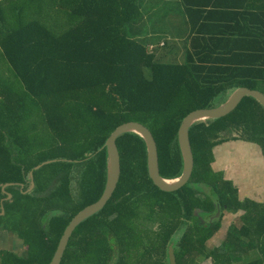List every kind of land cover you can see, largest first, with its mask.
<instances>
[{"label":"trees","instance_id":"trees-1","mask_svg":"<svg viewBox=\"0 0 264 264\" xmlns=\"http://www.w3.org/2000/svg\"><path fill=\"white\" fill-rule=\"evenodd\" d=\"M153 2L0 0V231L25 246L21 255L0 250V264L50 262L72 218L104 190V143L116 126L148 128L160 176L176 179L188 113L223 104L237 88L264 94V0H180L177 18L190 26L180 58L167 36L153 45L144 11ZM188 135L191 176L163 192L149 178L144 140L119 134L112 197L75 228L59 264H170V245L177 264H264V201L241 199L212 167L213 148L230 140L258 145L264 159L263 107L247 96ZM217 206L240 225L208 247L222 226V214L210 221Z\"/></svg>","mask_w":264,"mask_h":264},{"label":"water","instance_id":"water-1","mask_svg":"<svg viewBox=\"0 0 264 264\" xmlns=\"http://www.w3.org/2000/svg\"><path fill=\"white\" fill-rule=\"evenodd\" d=\"M250 96L254 98L256 101L260 103V105L264 109V94L257 90H251L247 87L237 88L228 99L221 105L213 108L207 109H197L190 113H188L181 121V126L178 128L179 132H177V139H179L180 144V152L182 157V170L180 173V177L176 179H164L160 176L159 167H158V155H157V146L154 140L152 133L146 128L144 125H141L137 122H125L115 127L114 130L110 132L105 140V147L107 153V174H106V182L104 190L100 196V198L83 208L79 211L69 222L64 232L59 238L57 247L53 253V256L47 264H59L62 258L63 252L67 245L68 239L75 228L85 219L94 215L98 211H100L108 200L112 197L114 188L116 186L118 177H119V161H118V153L115 146V138L123 133V132H134L138 134L142 140H144L146 145V160H147V171L149 174V178L153 182V184L163 192H175L183 187L189 180L192 169H193V153L190 146L188 131L190 127L200 121L211 120V119H219L230 112H232L237 105L241 103V101ZM48 162V160L37 164L34 168L40 167L42 164ZM30 174V188H33L32 181V170L29 172ZM6 185L3 186V189ZM7 197L5 199H9L11 195L6 193ZM220 209L217 206V211L215 215L210 218V221L219 217ZM169 262L170 264L176 263V256L174 251V246L170 245L169 247Z\"/></svg>","mask_w":264,"mask_h":264},{"label":"rangeland","instance_id":"rangeland-1","mask_svg":"<svg viewBox=\"0 0 264 264\" xmlns=\"http://www.w3.org/2000/svg\"><path fill=\"white\" fill-rule=\"evenodd\" d=\"M179 2L180 0H156V2L149 4L144 9L147 13L146 16H150L149 28L156 31L154 39H163L167 36L168 33H165L163 30L165 29L169 32V28L171 27L169 26V21L179 16ZM150 6L154 7L153 12H149L151 11L149 10ZM153 45L157 46V41H153ZM180 56L181 53L178 58ZM180 61L182 60L180 59ZM220 101L217 100L214 104ZM213 154V169L223 171L224 178L231 180L237 189H239L241 199L252 198L257 201H264V159L258 145L243 140H230L216 145L213 148ZM221 214L222 226L207 241L206 244L208 247L218 245L222 241L229 224L235 223L240 225L239 214H233L226 209L220 212L219 217ZM197 220L201 221L198 215H196ZM10 235L13 236L14 240H11ZM14 244L17 245L16 248L9 247ZM0 248L14 250L18 254L24 252L23 242L16 239L14 235L4 233L3 231H0ZM254 257H257V252L252 251L245 257V260ZM201 264H211V262L209 259H203Z\"/></svg>","mask_w":264,"mask_h":264},{"label":"crops","instance_id":"crops-1","mask_svg":"<svg viewBox=\"0 0 264 264\" xmlns=\"http://www.w3.org/2000/svg\"><path fill=\"white\" fill-rule=\"evenodd\" d=\"M169 26H171V27L169 28L170 31L167 32L168 33L167 38H168L169 43H171V45L174 44L173 48H172V53L175 54V56L179 57L180 53L182 54L184 47L188 46V42H189L188 32H189L190 26H189V23H183V21H181V19H179V18L171 19L169 21ZM156 41L160 44V43H162L163 39H160V41L159 40H156ZM151 45L152 44H150V46ZM3 232L8 233L6 231H3ZM12 235H14V234H12ZM14 237L16 239H18L16 235H14ZM11 240H14L13 236H11ZM18 240H20V239H18ZM16 246L17 245L14 244L13 246L10 245L9 247H15L16 248ZM23 246H24V244H23ZM0 250H8V251H12V252L16 253L14 250L5 249V248H0ZM24 250H25V246H24L23 251ZM16 254H18V253H16ZM18 255H21V254H18Z\"/></svg>","mask_w":264,"mask_h":264}]
</instances>
